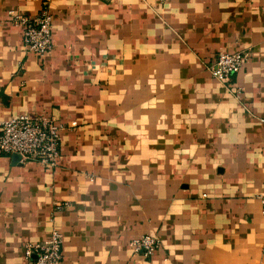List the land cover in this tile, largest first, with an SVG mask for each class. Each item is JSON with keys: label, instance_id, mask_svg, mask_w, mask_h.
I'll return each mask as SVG.
<instances>
[{"label": "crops", "instance_id": "obj_1", "mask_svg": "<svg viewBox=\"0 0 264 264\" xmlns=\"http://www.w3.org/2000/svg\"><path fill=\"white\" fill-rule=\"evenodd\" d=\"M42 6L38 57L7 10ZM238 49L229 89L207 64ZM19 112L63 123L60 155L0 152V264L53 225L62 264H264V0H0V118Z\"/></svg>", "mask_w": 264, "mask_h": 264}, {"label": "built area", "instance_id": "obj_2", "mask_svg": "<svg viewBox=\"0 0 264 264\" xmlns=\"http://www.w3.org/2000/svg\"><path fill=\"white\" fill-rule=\"evenodd\" d=\"M9 19L21 26L22 41L26 49L38 57L44 56L52 46V15L47 6L34 13H24L14 8L7 10ZM249 56V50H221L207 64L211 74L226 88L235 89L233 75ZM63 123L54 115L29 112L0 118V152H18L20 159L38 160L44 165L53 166L60 155V130ZM64 202H56L61 207ZM261 210L264 213V195ZM62 233L53 225L49 233L40 239L28 240L24 244L27 264H62ZM133 251L150 254L160 244L155 232H143L129 239Z\"/></svg>", "mask_w": 264, "mask_h": 264}, {"label": "water", "instance_id": "obj_3", "mask_svg": "<svg viewBox=\"0 0 264 264\" xmlns=\"http://www.w3.org/2000/svg\"><path fill=\"white\" fill-rule=\"evenodd\" d=\"M12 158L13 159H19L20 158V154L18 152H12Z\"/></svg>", "mask_w": 264, "mask_h": 264}]
</instances>
